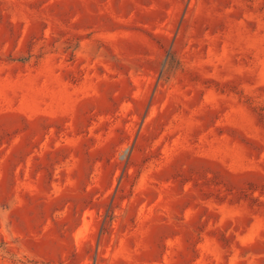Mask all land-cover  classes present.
<instances>
[{
	"label": "rangeland",
	"instance_id": "rangeland-1",
	"mask_svg": "<svg viewBox=\"0 0 264 264\" xmlns=\"http://www.w3.org/2000/svg\"><path fill=\"white\" fill-rule=\"evenodd\" d=\"M0 264H264V0H0Z\"/></svg>",
	"mask_w": 264,
	"mask_h": 264
}]
</instances>
